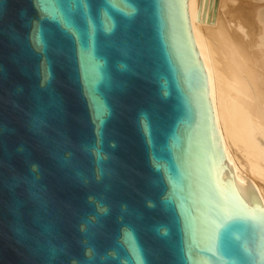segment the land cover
<instances>
[{
  "label": "water",
  "instance_id": "95a60500",
  "mask_svg": "<svg viewBox=\"0 0 264 264\" xmlns=\"http://www.w3.org/2000/svg\"><path fill=\"white\" fill-rule=\"evenodd\" d=\"M188 0H0V264H264Z\"/></svg>",
  "mask_w": 264,
  "mask_h": 264
},
{
  "label": "bare ground",
  "instance_id": "6f19581e",
  "mask_svg": "<svg viewBox=\"0 0 264 264\" xmlns=\"http://www.w3.org/2000/svg\"><path fill=\"white\" fill-rule=\"evenodd\" d=\"M187 20L235 185L264 209V0H188Z\"/></svg>",
  "mask_w": 264,
  "mask_h": 264
}]
</instances>
